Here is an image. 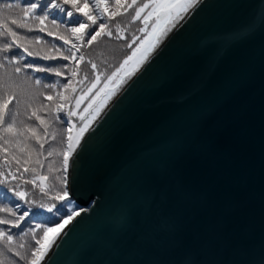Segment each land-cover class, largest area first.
I'll list each match as a JSON object with an SVG mask.
<instances>
[{"label": "water", "instance_id": "1", "mask_svg": "<svg viewBox=\"0 0 264 264\" xmlns=\"http://www.w3.org/2000/svg\"><path fill=\"white\" fill-rule=\"evenodd\" d=\"M68 173L83 211L41 264H264V0H199Z\"/></svg>", "mask_w": 264, "mask_h": 264}, {"label": "trees", "instance_id": "2", "mask_svg": "<svg viewBox=\"0 0 264 264\" xmlns=\"http://www.w3.org/2000/svg\"><path fill=\"white\" fill-rule=\"evenodd\" d=\"M123 2L122 4L125 5ZM31 3H35L39 7L34 16L24 19L27 27L17 29L15 25L11 24V20H19L23 16V9ZM8 4L13 7H5ZM93 5L88 0V11L100 17L98 23H105L106 30H111L112 35H102L92 44H88L89 36L85 35L81 39L79 34L71 31L73 27L77 26V21L84 19L78 13H74V16L69 18L59 9L51 8L50 0H0V24H7L18 32L17 43L22 44L24 48L33 53H39V56H27L26 53H23L22 48L15 47L8 53H0V64L4 65L0 67V94L14 93L16 99L20 101L19 104H16L14 100L9 105L10 117H15V127L21 132L20 136L29 140L26 147L19 146L10 142L11 135L8 132L0 130V179L7 178L8 180V184H0V207L13 206L11 201H16V198L9 188L17 185L18 190L28 193L27 200L51 203L49 198L43 196L39 191L38 185L41 183L39 177H48L43 182L46 190L53 184L56 185L55 190H59L60 184L56 177L61 175L62 157L58 153L66 148V127L68 126L67 122L71 120L68 118L67 111L68 108L74 109L73 106L75 107V100L72 98L81 89L86 91L88 87H91V82L97 75L100 76L99 84L103 83L112 72V68L117 66L129 52L128 44H132L133 37L136 38L140 32L139 22L136 19L133 20L131 8H128L127 11L124 8H116L114 0H109L107 3L108 12L104 16H100ZM65 10H71L70 6H65ZM113 12L119 14L109 18V13ZM44 14L48 15V19L41 24L39 20L35 19V16ZM53 19L56 20V24L52 23ZM41 28H44L43 32L40 31ZM0 31H3V28H0ZM49 32L52 35H48ZM117 36L120 38L118 39ZM65 40L68 43H65ZM5 43H11V37L0 36V48ZM74 45L75 47H73ZM13 53L24 55V59L19 60V65L9 64L3 59L5 55L11 57ZM44 56H55L56 59L45 60L42 58ZM63 56H68L70 59L64 60ZM80 56H83V60L79 59ZM17 59H19L18 56ZM28 62H33L36 66L58 67L63 75L55 76L52 73L34 72L31 69H24L19 74L14 72V67H23ZM93 63L97 66L95 70L92 69ZM73 70H76L75 76H73ZM36 79H40L39 85L35 84ZM69 80L72 81V85L69 89H65L63 85ZM81 80L84 81L83 84L79 83ZM53 84L56 85L55 88L46 87V85ZM57 93L72 99V103L67 105L64 111L57 109L58 104H65V100L60 99ZM47 96H51L52 99H46ZM33 112L36 113V116L43 118L45 122H37L36 116H32ZM30 116L31 119H29ZM40 143L44 145L43 149L40 148ZM49 152L52 155H49ZM25 160H28L26 165ZM25 167L29 169L28 172H24ZM9 173L17 179L13 180ZM21 173H23L22 176ZM32 180H35V185L25 182ZM54 191L49 192V196L53 195ZM17 202L25 208H31L33 212H40L41 215L26 218L21 222L19 228L0 225V229L9 231L14 239L22 237L20 244L25 245L23 249H20L14 239L10 246L4 240H0V264H26L15 253L20 251L23 254L22 250L26 249L30 240H33L29 230L35 228L38 223L47 222V218L52 215L32 204H25L24 201ZM57 206L59 207V205ZM70 207L76 209L75 203L73 202ZM5 215L0 213V216ZM9 247H11V251L8 250Z\"/></svg>", "mask_w": 264, "mask_h": 264}, {"label": "snow or ice", "instance_id": "3", "mask_svg": "<svg viewBox=\"0 0 264 264\" xmlns=\"http://www.w3.org/2000/svg\"><path fill=\"white\" fill-rule=\"evenodd\" d=\"M198 2L199 0H148L147 3H144L136 8V13L133 17V20L139 19L141 17V13L144 12L145 9H149L147 14L144 16V20L146 22V26L148 20L153 21L151 33H146L147 39L142 38L139 42V45L134 48L129 55L125 56L123 62L119 65V67L116 68V70L113 71L111 75L105 78L104 88L100 89L92 96L91 102L88 104V107L84 109V112L88 113V115L80 117L82 123L75 136H73L72 134L73 126L70 121L68 122L66 148L58 153V155L62 157V174L56 177V180L60 184L59 190H55V184H53L51 188L46 190L43 182L48 179V177H39L41 181L40 185H38L39 191L43 194V196L48 197L51 203L27 200L26 197L28 193L22 190H18V185L16 187L9 188V190L14 193L16 201H11L13 204L12 207H0V213L6 214L5 216H0V225H9L11 228H19L21 222L25 221L26 218L41 215L40 212H33L31 208L23 207V205H21L17 201H24L25 204H32L34 207L38 209H44L47 213L52 214L47 218V222L38 223L36 224L35 228H31L29 230L32 239L35 241V245L32 247L30 255L27 253L22 254L20 251H17L15 253V255L19 256L21 260H24L26 264H41V262L47 255L48 250L55 243V238L48 239V233L56 231L57 235H60L64 227L72 223L76 219V217L81 215V211H83L76 210L70 207L73 201L70 199L71 186L68 179V168L73 154L76 152L77 147L80 145V141L84 138V134L90 130L92 122L99 116L100 112L106 104V101L115 94L117 89L126 81V79L131 78V76L135 74L139 66L147 60L149 53L157 47V45L170 31H172V29L177 28L180 22L184 20L185 15L188 13V11L194 8ZM93 3L95 5L96 11L100 13V16H104V14L108 12L109 6L107 4H104L103 0H93ZM114 3L116 8H124V10L127 11L128 8H132L136 4V0H132V3L127 4L126 6L122 4L120 0H114ZM50 6L53 9H59L60 12L65 13V15L69 18L73 17L74 13H78L80 16H83L84 19L77 21V26L73 27L71 31L73 33L79 34V37L81 39L85 35L89 36V39L87 41L88 44H92L97 40L98 37L102 35H112L111 30H106L107 26L105 23H98L100 17L92 14L91 11L84 10L88 7V0H84L83 5H81L78 0H50ZM65 6H70L71 10L66 11ZM5 7L12 8L13 5L8 4L5 5ZM38 7L39 6L35 3L29 4L27 8L23 9V16L19 20L12 19L11 24L15 25L17 29L26 28L27 24L24 22V19L34 16ZM118 14L119 13L117 12L109 13V18ZM35 19L39 20L40 23L43 24L44 21L48 19V15L44 14L35 16ZM52 23L56 24V20L53 19ZM0 28H3V31H0V36L11 37V43H5L3 47L0 48V53H8L15 47L22 48L23 53H26L27 56H39V53H33L27 48H24L22 44L17 43L19 34L12 27L7 26V24H0ZM89 29H91V31H89ZM40 31L43 32L44 28H41ZM140 31L145 32V28H141ZM48 35H52V33L49 32ZM117 38L119 39L120 37L117 36ZM135 39L136 38L133 37V41H135ZM65 43H68V41L65 40ZM73 47H75V45ZM128 47L132 48V44H128ZM17 56L19 57V59H17ZM42 58L45 60L56 59L55 56H44ZM3 59L9 64L19 65V60H23L24 55L22 53H13L11 57L5 55ZM63 59L68 60L70 59V57L63 56ZM79 59L83 60V56H80ZM3 66V64H0V67ZM96 67V64L93 63L92 69L95 70ZM24 69H31L34 72L52 73L55 76L63 75V72L58 67H54L52 65L36 66L33 62H28L23 67H14V72L19 74L24 71ZM75 75L76 70H73V76ZM99 82L100 76L97 75L95 77V80L91 82V87L87 88V91L81 89V92L83 94L78 97L72 98L75 100V104L77 107L84 101L86 97H88L89 93H92L93 89L96 88ZM40 83V79L35 80L36 85H39ZM79 83L83 84L84 81L81 80ZM71 85L72 81L69 80L63 85V87L65 89H69ZM46 87L55 88L56 85H46ZM57 96L60 99L65 100V104L57 105L58 111H64L65 107L72 103V99L61 96L60 93H57ZM97 97H100L98 103L96 101ZM46 99L51 100L52 97L47 96ZM14 100L16 104L20 103V101L16 99L14 93L5 92L0 94V130L8 133L16 132L15 117L13 116L10 122L6 120V117H8L9 115V105L12 104ZM94 104L96 105L95 107L93 106ZM67 115L68 117H72L76 115V113L72 110V108H68ZM32 116H36V113L33 112ZM29 119H31V116L29 117ZM36 119L39 120L40 117L36 116ZM34 134L35 133L33 130V135ZM53 138H55V136H53ZM37 143H39V140H37ZM43 147L44 145L40 143V148L43 149ZM49 155H52V153L49 152ZM17 163H20V161H17ZM24 163L26 165L28 163V160H25ZM28 171L29 169L25 167L24 172ZM9 175H12L13 180L17 179L13 174L9 173ZM22 175L23 173H21V176ZM25 182L35 185V180ZM0 184H8L7 178L0 179ZM52 191H54V194L49 196V192ZM57 205H59V207ZM13 239V235H11L9 231L0 229V240H4L6 244L10 246ZM18 247L20 249H23L25 245L21 243ZM8 250L11 251V247H9Z\"/></svg>", "mask_w": 264, "mask_h": 264}, {"label": "rangeland", "instance_id": "4", "mask_svg": "<svg viewBox=\"0 0 264 264\" xmlns=\"http://www.w3.org/2000/svg\"><path fill=\"white\" fill-rule=\"evenodd\" d=\"M108 1L109 0H103V3L104 4H107L108 3ZM78 2H80L82 5H83V0H78ZM90 2L91 3H93V0H90ZM120 2L122 3L123 2V0H120ZM148 2V0H136V4L131 8V11H132V13H133V17L135 16V13H136V8L137 7H139L140 5H142V4H144V3H147ZM123 3H125V6L127 5V4H129V3H132V0H131V2H130V0H124V2ZM94 4V3H93ZM93 6H95V5H93ZM85 10H87L88 11V7L87 8H85ZM149 11V9H145L144 10V12H142L141 13V17L139 18V19H136L138 22H139V28L141 29V28H145V32H139V34H138V36L136 37V39H135V41L132 43V48H130V50H129V52L126 54V55H129L130 53H131V51L134 49V48H136L138 45H139V42H140V40L143 38V39H147V36H146V33H148V34H150L151 33V29H152V25H153V21L152 20H148L147 21V26H146V22H145V20H144V16L147 14V12ZM168 35V34H167ZM166 35V36H167ZM165 36V37H166ZM164 37V38H165ZM163 38V39H164ZM154 51V50H153ZM153 51H151L150 53H149V55H151L152 54V52ZM125 55V56H126ZM148 55V56H149ZM125 56L121 59V61L118 63V65L117 66H115L114 68H112V72L113 71H115L116 70V68H118L119 67V65L123 62V60H124V58H125ZM130 65H131V62H130ZM108 66V65H107ZM111 72V73H112ZM111 73H110V75H111ZM127 80V79H126ZM104 83H105V81L103 82V83H98L97 84V86H96V88H94L93 89V91H92V93H89L88 94V97H86L85 99H84V101L77 107L76 106V104H75V107L73 106V108L74 109H72L75 113H76V115H74V116H72V117H68V118H71V120H69L70 122H71V124H72V126H73V136H75L76 135V132L78 131V129H79V127L81 126V119H80V117L81 116H87L88 115V113H86V112H84V109L86 108V107H88V104L91 102V98H92V96L97 92V91H99L100 89H103L104 88ZM126 83V81L117 89V91L115 92V94L111 97V98H109L107 101H106V104H105V106L108 104V103H110V101H112V99L122 90V88L128 83V81H127V83ZM125 84V85H124ZM110 86H114V85H110ZM87 91V90H86ZM83 93L80 91L78 94H76V96L75 97H78V96H80V95H82ZM101 95H102V93H101ZM99 99H100V97H97L96 98V101H97V103L99 102ZM74 103H75V101H74ZM94 107L96 106L95 104L93 105ZM104 106V107H105ZM104 107H103V109H104ZM6 120L7 121H11V117H10V110H9V115H8V117H6ZM67 121H68V119H67ZM68 121V122H69ZM37 122H41V123H44L45 122V120L43 119V118H40L39 120H37ZM68 122H67V124H68ZM67 128H68V126L66 127V142H67ZM15 129H16V132L15 133H9L10 135H11V138H10V142H12V143H14V144H17V145H19V146H25L26 144H29V140H25L23 137H21L20 135H21V132L19 131V129L17 128V127H15ZM62 174V173H61ZM76 210H78V209H76ZM77 218V217H76ZM71 224V223H70ZM70 224H68V225H66L65 227H64V229L67 227V226H69ZM63 229V230H64ZM59 235H57V232L56 231H52V232H49L48 233V239H52V238H57ZM21 240H22V237H18V238H15L14 239V241H16L17 242V244H20V242H21ZM35 245V242H34V240H30L29 242H28V244L26 245V249L25 250H22L23 251V254H25V253H27V254H29L30 255V253H31V250H32V247ZM22 261H24V260H22Z\"/></svg>", "mask_w": 264, "mask_h": 264}, {"label": "bare ground", "instance_id": "5", "mask_svg": "<svg viewBox=\"0 0 264 264\" xmlns=\"http://www.w3.org/2000/svg\"><path fill=\"white\" fill-rule=\"evenodd\" d=\"M172 30H173V29H172ZM132 76H133V75H132ZM132 76H131V78H132ZM131 78H128V79L126 80V83H127V81L129 82V80H130ZM126 83H125V84H126ZM125 84H124V85H125ZM125 86H126V85H125Z\"/></svg>", "mask_w": 264, "mask_h": 264}]
</instances>
